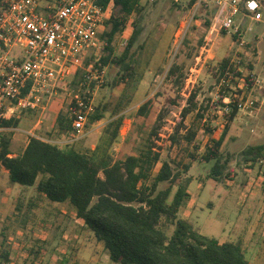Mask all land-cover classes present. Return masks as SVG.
Instances as JSON below:
<instances>
[{
  "label": "rangeland",
  "instance_id": "374dc122",
  "mask_svg": "<svg viewBox=\"0 0 264 264\" xmlns=\"http://www.w3.org/2000/svg\"><path fill=\"white\" fill-rule=\"evenodd\" d=\"M140 6V12L132 16L140 30L130 49L132 73L127 81H119L118 67L113 63L104 66L102 84H90L94 107L85 131L71 145L89 154L123 160L139 155L149 141L163 144L151 176L163 160L178 173L168 202L179 182L191 180L186 187L190 195L179 216L198 220L195 229L219 242L240 241L250 263L264 264V162L251 161L246 151L249 147L264 150V88L250 80L252 74L264 76V21L255 23L246 18L239 26L238 14L234 17L238 32L225 30L224 7L213 0H140ZM181 22L187 27L177 36ZM129 33L124 29L116 35L114 55L122 52V40L127 41ZM91 53L102 51L100 47L89 48L83 60ZM227 57L235 68L231 71L227 67L221 73V62ZM226 70L233 77L221 86ZM76 82L47 87L35 108L16 114L40 116L43 122L35 134L59 141L50 129L51 122L58 111L71 116V95L79 89ZM229 99L245 104L225 124L227 131L218 148L219 159L226 165L225 175L214 180L208 176L214 160L205 162L202 156L224 129L220 110ZM146 101L148 111L139 115L138 108ZM97 107L103 117L90 122ZM119 117L123 120L117 128ZM188 128L195 131L189 143L181 138L175 144L165 141L167 135L178 137ZM168 185L166 181L158 187ZM32 188L20 189L0 169V264H116L103 244L74 221L80 219L73 205L38 207L33 202L39 195ZM160 227L167 235L174 228L166 221ZM76 229L80 238L75 236Z\"/></svg>",
  "mask_w": 264,
  "mask_h": 264
},
{
  "label": "trees",
  "instance_id": "16d2710c",
  "mask_svg": "<svg viewBox=\"0 0 264 264\" xmlns=\"http://www.w3.org/2000/svg\"><path fill=\"white\" fill-rule=\"evenodd\" d=\"M106 11L103 29L99 33L100 50L96 55L85 56L82 66L89 64L105 66L113 63L118 67L119 81H127L132 71L130 49L139 34V27L132 17L141 10L140 0H95ZM130 30L122 52L114 55V39L123 30ZM229 57L221 62V73L229 65ZM172 74L173 69L169 70ZM84 70L76 68L67 84H79ZM132 73V72H131ZM79 74V76H78ZM77 78V79H76ZM248 80V79H247ZM92 86V85H91ZM149 102L138 108L139 115H145ZM224 129L212 145L203 154L205 162L214 160L208 176L214 180L224 177L225 162L220 161L218 148L227 131L225 124L237 111L231 104ZM187 110L183 112L185 114ZM103 117L102 110L96 108L90 116V122ZM71 116L59 111L54 124L58 139H68L71 132ZM123 118L119 117L117 128ZM11 118L0 119V126H12ZM195 131L188 128L185 134L175 137L169 134L165 141L172 144L179 138L189 143ZM73 142V141H72ZM72 142L60 145L57 142L31 136L23 152L9 156V137L0 133V166L8 172L12 183L22 186L35 185L37 192L51 201L68 202L73 205L75 215L88 227L97 241L103 244L110 260L117 264H252L245 257L239 242L224 241L206 236L197 231L187 220L179 216V210L186 198V190L191 181L179 182L168 202L171 184L178 173L168 160L161 162L154 176L151 171L159 162L163 144L149 141L139 155H128L123 160L96 156L76 149ZM247 156L256 162L264 157L262 148H247ZM187 170V166L184 167ZM41 176L39 179L38 177ZM169 182L165 188H159L162 182ZM165 219V220H162ZM174 226L167 235L160 227L164 222ZM7 257L6 253L3 255Z\"/></svg>",
  "mask_w": 264,
  "mask_h": 264
},
{
  "label": "built area",
  "instance_id": "2783aa9c",
  "mask_svg": "<svg viewBox=\"0 0 264 264\" xmlns=\"http://www.w3.org/2000/svg\"><path fill=\"white\" fill-rule=\"evenodd\" d=\"M213 1L224 7L222 27L225 30L238 32L239 27L234 23L238 14L239 26L246 18L255 23L264 21V0ZM105 19L106 11L95 0H0V119L9 104L33 109L44 89L66 84L75 69L82 66L85 51L100 47L99 33ZM186 27L181 22L177 36ZM239 61L238 57L236 62ZM104 68L93 63L83 68L79 89L72 92L70 99L72 119L68 142L85 131L94 107L90 84H102ZM224 74L219 82L221 86L233 77L229 70ZM250 80L264 88V76L257 78L252 74ZM231 104L242 109L245 102L227 100L220 110L223 123L232 109ZM259 162H264V157Z\"/></svg>",
  "mask_w": 264,
  "mask_h": 264
},
{
  "label": "crops",
  "instance_id": "0c3cea01",
  "mask_svg": "<svg viewBox=\"0 0 264 264\" xmlns=\"http://www.w3.org/2000/svg\"><path fill=\"white\" fill-rule=\"evenodd\" d=\"M18 110L20 111L21 109L17 108L14 105L9 104L4 110L3 118L4 119L11 118L13 125L12 126H0V133H7L8 137H9V150H10L9 156H16V155L21 154L31 136H36L40 139L47 140V139L35 134L36 130H38V129L40 130V126H41L40 123L43 122L40 119V116H38V115L37 116H35V115L30 116V115H27L26 112L21 113V114H16V111L18 112ZM58 112L54 114V117H53L52 122H51V127H50L51 130L53 129L52 132H54V133H55L54 124H55V119H56ZM67 140L68 139H59V141H57V143H59V144L63 143L64 144L67 142ZM0 169L3 173H5V176L8 178L7 170L2 165L0 166ZM14 184L19 186L20 189H22L23 187L29 188V189L34 187V190L37 192L36 187L34 185L33 186H22V185H19L16 183H14ZM187 192H188V190H187ZM37 193L39 196L37 199H34L35 201L33 203H34V205H37L38 207H39V205L40 206L48 205V204L59 205V204L67 203V202L51 201L48 198H46L45 195H43L39 192H37ZM189 195H190V193H189ZM37 202H39V203H37ZM74 213H75V210H74ZM74 221L80 223L81 228L86 227L83 224V222H80V220H74ZM187 221L190 222L194 228L197 227L198 220H187ZM232 224H233V222H231L228 227H230V225H232ZM194 225H196V227ZM86 228L89 230L90 236H92L93 235L92 231L88 227H86ZM253 229H252V231H253ZM78 234H80L79 230L76 229L75 230V236L76 237L78 236V238H80V236ZM93 237H94V235H93ZM229 241L240 243V241H237V240H229ZM99 243H101V242L99 241ZM240 245H241V243H240Z\"/></svg>",
  "mask_w": 264,
  "mask_h": 264
}]
</instances>
